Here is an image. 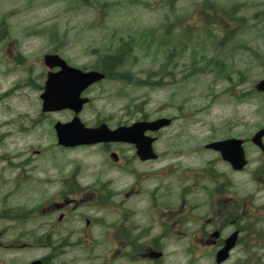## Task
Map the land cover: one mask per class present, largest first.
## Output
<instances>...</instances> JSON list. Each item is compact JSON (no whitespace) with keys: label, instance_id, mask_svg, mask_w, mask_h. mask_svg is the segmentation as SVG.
I'll return each instance as SVG.
<instances>
[{"label":"rangeland","instance_id":"rangeland-1","mask_svg":"<svg viewBox=\"0 0 264 264\" xmlns=\"http://www.w3.org/2000/svg\"><path fill=\"white\" fill-rule=\"evenodd\" d=\"M204 1L223 5L225 12L235 8L233 21H245L224 47L216 44L223 34L218 23L211 27L202 23L197 7ZM0 26V122L5 124L0 134H12L0 143V157L21 153L23 159L36 161L32 170L22 174L23 192L14 205L34 217L40 216L36 210L40 201L60 188L46 183L53 178L72 179L81 170L82 186L121 188L117 192L135 181L106 160L110 150L64 151L57 145L51 124L72 118L65 111L42 112L39 86L45 81L43 57L49 53L58 51L72 65L93 69L100 60L98 51L104 54L121 39L135 40L134 77L163 72L166 84L151 89L104 81L85 94L93 101L80 117L88 127L107 120L110 128L131 125L143 114L150 120L173 118L157 144L164 157H177L175 145L182 157H215L197 149L227 136L248 138L264 124V97L256 94L255 87L264 79V0H178L175 5L168 0H0ZM211 60L225 63L227 70L218 65V75L199 71L206 70ZM15 119L20 123L10 126ZM118 150L122 157L135 155L129 146ZM171 162L149 166L150 171ZM11 176L7 173L0 180L9 181ZM152 189L130 202L150 199ZM121 199L117 196L115 201Z\"/></svg>","mask_w":264,"mask_h":264},{"label":"flooded vegetation","instance_id":"flooded-vegetation-1","mask_svg":"<svg viewBox=\"0 0 264 264\" xmlns=\"http://www.w3.org/2000/svg\"><path fill=\"white\" fill-rule=\"evenodd\" d=\"M150 162L127 157L126 169H119L135 181L121 192L115 186H82L81 170L72 179H51L49 186L60 188L40 201L38 217L14 206L20 203V186H0V264H164L166 250L175 249L188 258L179 264L207 258L213 263L233 236L225 264H242L238 259L246 257L263 264L264 153L249 158L240 172L206 163L167 165L171 174L165 184L153 188L150 199L131 203L144 190L149 193L144 184ZM0 163L3 177L18 176L36 161L23 165L21 157H0ZM117 196L122 199L115 201Z\"/></svg>","mask_w":264,"mask_h":264},{"label":"water","instance_id":"water-1","mask_svg":"<svg viewBox=\"0 0 264 264\" xmlns=\"http://www.w3.org/2000/svg\"><path fill=\"white\" fill-rule=\"evenodd\" d=\"M47 62L50 66L55 65L58 62L57 57H46ZM102 76L94 75L88 82V85L92 82L101 79ZM52 87L47 89L46 94L43 96L45 100V104H47V109H63V108H74L76 111H79L81 105L86 102V100L78 101V99L71 98L72 102L76 105H73L69 102H65L59 107L52 108L51 102L53 99L60 97L61 93L59 90V80L52 83ZM82 90V89H81ZM80 90V91H81ZM258 90L264 92V81L258 85ZM66 98L63 100L65 101ZM169 124L168 121H160L153 125L148 124H136L130 128L121 127L115 131H111L106 125H102L100 128L97 129H86L83 124H81L79 119H75L72 123L68 125H60L56 126L58 130V137L60 140V144L64 146H76L79 144H92V143H99V142H131L137 143L139 145V154L141 157H152L151 155V140L145 138L143 134L149 128L157 127L162 125ZM151 126V127H150ZM155 129V128H154ZM155 129V130H156ZM264 135V132L259 134L257 138H260ZM230 148L226 149V152H230V157H225L227 160L233 163H238L244 161V154L239 149V152H235L236 146L233 144L224 145ZM237 156V157H236Z\"/></svg>","mask_w":264,"mask_h":264},{"label":"trees","instance_id":"trees-1","mask_svg":"<svg viewBox=\"0 0 264 264\" xmlns=\"http://www.w3.org/2000/svg\"><path fill=\"white\" fill-rule=\"evenodd\" d=\"M204 17L206 18V16L204 15ZM208 21V20H207ZM210 22V21H208ZM229 35V34H228ZM226 35V37H224L221 41V44H224V42L227 41V39L229 38V36ZM122 42V41H121ZM123 45V46H122ZM120 46H116L113 45L110 49V54L108 55L106 54L104 56V69L105 71H107L108 73H110V75L113 76L114 79H117L118 81H130V75H128L127 71L124 70V67L126 64H129V59L131 58V52H132V45L127 44V43H123ZM122 71V72H119ZM139 84H144L142 81L138 82ZM156 84H160V83H156Z\"/></svg>","mask_w":264,"mask_h":264}]
</instances>
